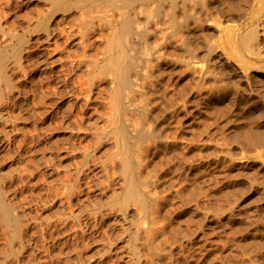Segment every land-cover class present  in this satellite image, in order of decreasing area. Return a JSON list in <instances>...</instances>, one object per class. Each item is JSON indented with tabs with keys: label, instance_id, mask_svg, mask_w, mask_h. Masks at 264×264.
Here are the masks:
<instances>
[{
	"label": "rangeland",
	"instance_id": "374dc122",
	"mask_svg": "<svg viewBox=\"0 0 264 264\" xmlns=\"http://www.w3.org/2000/svg\"><path fill=\"white\" fill-rule=\"evenodd\" d=\"M51 5L0 0L3 51L24 38L21 55L8 59L17 67L0 72V97L8 100L0 99V188L18 215L13 232L0 213V264H166L161 247L170 264H264V0L149 4L142 26L152 32L147 44L157 45L151 50L159 49L147 58L154 64L148 79L156 77L151 91L159 88L149 125L160 138L148 139L145 161L154 225L139 199L129 198L130 165L117 129L119 72L107 62L121 25L95 7L47 12ZM158 5L176 19L178 39L171 25L157 23ZM147 228L162 231L155 250Z\"/></svg>",
	"mask_w": 264,
	"mask_h": 264
},
{
	"label": "bare ground",
	"instance_id": "6f19581e",
	"mask_svg": "<svg viewBox=\"0 0 264 264\" xmlns=\"http://www.w3.org/2000/svg\"><path fill=\"white\" fill-rule=\"evenodd\" d=\"M52 1V5H51V9H50V11H47V12H51L52 10H54V9H56V8H59L61 5H67V4H69V5H72V3L74 4V5H79V6H82V8H85V7H87L88 8V10L87 11H91V9H93V7H95V8H97L98 9V11L105 17V18H108L109 20H110V22L112 23V24H120L121 25V27H120V31H119V37H120V43L118 44V37L116 38L117 40V44H116V47L114 46V48H112V45H107V47H111L112 49H111V54L109 55V62L111 63H108L107 62V64H109L110 66L113 64L114 65V68L119 72V76H118V86H117V88L115 89V91H114V106H115V108H117L122 114H123V117H121V119H120V122H119V124H118V126H117V129H118V131L120 132V135H121V139H120V142H121V150H122V152L124 153V155H125V157H124V159L127 161V164L128 165H130V167L128 168V174H129V180H130V182L131 183H129L130 184V193H129V190H128V194H129V198H135L136 199V197H137V199H139V200H137L138 202H141L140 204H142V206L141 207H143V209H141V207H139L140 208V211L141 210H143V212H141L142 214L144 213V212H146V214L148 215V216H150L151 214L152 215H154L155 213L154 212H156V210L154 211V208H153V206H154V204H153V196L152 195H154V192L152 193V187L150 186V184H149V186L151 187L150 189L152 190H150V189H148L147 187H148V185L146 186V188H145V184H146V182H147V168H146V165H145V161L147 160V154H148V151H149V149H150V147H151V143H153L152 141L149 143V141H148V139H151L152 140V138H153V140H154V143L155 142H158L159 141V134H160V132H159V134L156 132V130H158V129H154L152 126H150L149 125V122L150 121H152L153 119V117H154V114H153V111L150 109V108H152V106L151 107H149L150 106V104L151 103H153L152 101H154V102H156V100H152L151 101V94L154 96V94H155V92H154V94H153V91L156 89H159L158 87L156 88L155 87V89L153 90V91H151V89H152V87H154L153 86V84H152V82L154 81V79H156V77L153 79V81H151V79H148L149 78V76L150 77H152L151 75H150V73H149V71L150 70H152V66H154V64L151 66V67H149L150 66V64H149V62L150 61H152V60H150L149 62H148V57H150L151 58V56H149V54H150V51H152L151 49H153V48H156L157 47V45H153V43H151V42H149V44L151 43V47H150V45H148L147 44V37H146V34L148 33H150V34H152V32H147V29H148V31H149V27L148 28H146V26H142V23H144V24H146L145 22H147L146 20H149L150 18H151V16H150V14H148L147 12H149V9H150V6H149V4L150 3H152L153 1H155V0H72L71 2L68 0L67 2H64L63 0H51ZM170 2H171V0H169ZM163 2V1H162ZM172 2H174V1H172ZM46 4H47V2H46ZM50 3H48V5H49ZM169 4V3H168ZM171 4H173V3H170L169 5L171 6ZM166 5V3L164 4V6ZM46 6V5H45ZM50 6V5H49ZM161 6H163L162 4H161ZM161 6H159L158 5V7L156 6H154L156 9H154L155 10V12H154V14L156 15V16H160V18H157L156 20H157V23L159 22H165V23H167V24H169V25H171V27H173L174 28V30H173V28L171 29L172 30V32H171V30H170V35H171V37L172 36H174V39H178V37H176L175 38V36H177V31L179 30V24H177V26H179L178 27V30H176V19L174 18V17H171V14H170V11H166L167 9H169V7H167L166 8V10H164V11H166L165 13H167V12H169V13H167L166 15H162L161 13H162V11H161V9L163 8L164 9V7H162L161 8ZM173 6V5H172ZM171 6V7H172ZM174 6H176L175 4H174ZM173 6V7H174ZM172 7V8H173ZM50 8V7H49ZM48 8V9H49ZM63 8H64V6H63ZM69 7L67 6L65 9H63V10H67ZM86 8V9H87ZM94 8V9H95ZM93 9V10H94ZM175 9V8H174ZM47 10V9H46ZM171 10V9H170ZM176 10V9H175ZM174 10V11H175ZM97 11V12H98ZM87 12H85V14H86ZM147 13V14H146ZM151 13H152V11H151ZM164 13V14H165ZM38 14V13H37ZM83 14V13H82ZM161 14V15H160ZM170 14V15H169ZM143 15H145V16H143ZM154 15V16H155ZM170 17V19L171 20H169V21H165V19L166 18H168V16ZM27 16H29V15H27ZM41 16H43V15H41ZM84 16V15H83ZM82 16V17H83ZM88 16H92V14L91 15H88ZM163 16H164V18H165V16H167L165 19L163 18ZM81 17V18H82ZM142 17H144L143 18V20L141 19ZM89 18V17H88ZM41 19V18H40ZM82 19H84V17L82 18ZM85 19H87V16H85ZM84 19V20H85ZM100 19H102L101 17L98 19L99 20V22H100ZM107 19V20H108ZM145 19V20H144ZM159 19V20H158ZM39 20V19H38ZM83 20V21H84ZM108 20V21H109ZM167 20V19H166ZM47 21H49V19L47 20ZM86 21V20H85ZM102 21V20H101ZM105 21V20H104ZM142 21H145V22H142ZM153 21V20H152ZM17 22H19V21H17ZM22 22V21H21ZM82 22V21H81ZM89 22V21H88ZM97 22V21H96ZM99 22H97V24L99 23ZM154 22V21H153ZM169 22V23H168ZM49 23V22H48ZM148 23H149V21H148ZM152 23V22H151ZM157 23H154V25L155 24H157ZM160 23V24H161ZM164 23V24H165ZM46 24H47V22H46ZM45 24V25H46ZM101 24V23H100ZM106 23L104 22V24L103 25H105ZM163 24V25H164ZM24 25V24H23ZM22 25V26H23ZM37 26V25H36ZM97 26H100V25H97ZM102 26V25H101ZM106 27H109V26H107V24L105 25ZM105 26H103V27H105ZM147 26H150V24L149 25H147ZM157 26V25H156ZM154 27L153 25H152V28L154 27V28H157V27ZM105 27V29H107ZM160 27V26H159ZM162 27V26H161ZM170 26H168V28H169ZM4 28V27H3ZM27 28V27H26ZM34 28V27H33ZM36 28V27H35ZM100 28V27H99ZM115 28V27H114ZM167 28V29H168ZM9 29V28H8ZM25 29V28H24ZM101 29V28H100ZM104 29V30H105ZM159 29V28H158ZM157 29V30H158ZM163 29V28H162ZM162 29L160 28L159 29V32L161 31V32H163V31H165L166 32V28L164 27V29H163V31H162ZM3 30H5V29H3ZM7 30V29H6ZM43 30H48V27L46 26V29L44 28ZM62 30V29H61ZM96 30V29H95ZM108 30H110V28L108 29ZM115 30V29H114ZM154 30H156V29H154ZM156 30V31H157ZM31 31V30H30ZM29 30H28V32L27 33H29L30 32ZM102 31V30H101ZM153 31V30H152ZM15 32V31H14ZM21 32H23V31H21ZM106 32H108V31H106ZM154 32V31H153ZM158 32V33H159ZM165 32H163V33H165ZM180 32V31H179ZM178 32V33H179ZM4 33H5V31H4ZM25 33V32H24ZM31 33V32H30ZM63 33H64V31H63ZM62 33V34H63ZM71 33V32H70ZM101 33V32H100ZM15 34H18V33H16L15 32ZM49 34V33H48ZM65 34V33H64ZM67 34L68 33H66L65 34V36H67ZM102 34L104 35V34H106V33H104L103 31H102ZM112 34H113V31H112ZM148 34H147V36H148ZM150 34H149V36H150ZM162 34V33H161ZM175 34V35H174ZM191 34V33H190ZM1 35H2V32H1ZM6 35H7V33H6ZM11 35H12V33H11ZM72 35V34H71ZM102 35V36H103ZM168 35V34H167ZM169 35V36H170ZM68 36H70L69 34H68ZM68 36L66 37V39L68 38ZM112 36V35H111ZM149 36H148V38H149ZM191 36H193V35H191ZM248 36V35H247ZM2 37H6L5 36V34H4V36H2ZM10 37V36H9ZM106 37H107V34H106ZM16 38H17V36H16ZM18 38H22V37H18ZM167 38H168V41H170L169 40V38L170 37H168L167 36ZM7 40V42L10 40V39H12V38H4V40ZM69 39V38H68ZM67 39V40H68ZM108 39H110V37L108 38ZM1 40V39H0ZM111 40V39H110ZM149 40V39H148ZM172 40V39H171ZM196 40V39H195ZM23 41H24V38H22V40L20 41V42H18V44L17 45H15L14 44V46L12 47L11 45V47L13 48L12 49V51L7 55V52H4L3 51V48L4 47H1L0 46V72L2 73V71H5V70H7L8 69V67H9V65L11 64V63H13L12 61H11V63L9 62L8 63V59H10L9 58V55H16V54H18L17 55V57L16 58H18V56L19 55H21V51H22V43H23ZM116 41H115V43H116ZM175 42H179V43H176V44H179V46H182V48L185 50V52H186V50H190V46H189V44H188V42H187V40H182L181 39V42H180V39H179V41H176V40H174ZM3 42V41H2ZM171 43H172V41H171ZM199 43V42H198ZM96 44V43H95ZM200 44V43H199ZM66 46V45H65ZM65 46H64V48H65ZM154 46H156V47H154ZM173 46L175 47V45L173 44ZM179 46H177V47H179ZM106 47V48H107ZM60 50H62V49H60ZM159 49H157V50H155L154 49V51L156 52V51H158ZM63 51V50H62ZM109 51H110V49H109ZM154 51H152V52H154ZM154 52V53H155ZM159 52V51H158ZM156 54H157V52H156ZM12 57H15V56H12ZM152 59V58H151ZM15 61L16 60H14V63H15ZM81 62V61H80ZM79 62V63H80ZM13 63V66L16 64H14ZM102 63V62H101ZM107 64H105L106 66H107ZM93 65H94V63H93ZM104 65V66H105ZM108 65V66H109ZM112 65V66H113ZM11 66V68H9V69H14L15 67H17V65L14 67V68H12L13 66H12V64L10 65ZM149 68H150V70H149ZM18 69V68H17ZM16 69V70H17ZM100 69H102V68H100ZM8 71V70H7ZM15 71V70H14ZM10 72V71H9ZM13 72V71H12ZM11 72V73H12ZM110 72L112 73V71L110 70ZM151 72V71H150ZM5 74H6V72H4ZM17 74V73H16ZM15 74V75H16ZM152 74H153V71H152ZM15 75H12V76H15ZM2 76V75H1ZM10 76L11 75H9V78H10ZM114 76V75H113ZM154 76V75H153ZM5 78V77H4ZM3 78V79H4ZM12 80V79H11ZM13 80H15V79H13ZM16 81H17V79H16ZM81 81V80H80ZM158 81V80H157ZM2 82V81H1ZM4 82V81H3ZM156 82V81H155ZM16 83V82H15ZM4 84H6L5 82H4ZM3 84V85H4ZM12 84L14 85V82L12 81ZM157 84H158V82H157ZM7 86H8V84H6ZM18 85V84H17ZM46 85H48V84H46ZM81 85H83V82L81 83ZM154 85H155V83H154ZM1 86H2V84H1ZM7 86H5L4 85V87L6 88ZM15 87H17L16 85H14ZM157 86V85H156ZM3 87V86H2ZM1 87V90L3 91V89L4 88H2ZM46 87V86H45ZM9 88H11V87H9ZM20 89H21V86L19 87ZM78 88H79V86H78ZM6 89H8V87L6 88ZM6 89H4V90H6ZM11 89H13V88H11ZM10 89V90H11ZM15 89V88H14ZM46 89H49V88H46ZM85 89V88H84ZM83 89V90H84ZM21 90H23V89H21ZM82 89H80L79 88V91H81ZM86 90V89H85ZM1 91V92H2ZM7 91V90H6ZM7 92H9V91H7ZM6 92V93H7ZM12 92H13V90H12ZM43 92H45V91H42V94H43ZM47 92V91H46ZM11 93V92H10ZM17 93V95H15V97H17V96H19L20 94V90L18 89L16 92H15V94ZM22 93H23V91H22ZM157 93V92H156ZM2 94H5V92L4 93H2ZM12 94V93H11ZM14 94V93H13ZM49 94V92L47 93V95ZM7 95V94H6ZM22 95V94H21ZM45 95V94H44ZM47 95H45V96H47ZM157 95V94H156ZM8 96H9V94H8ZM8 96L6 97V98H8ZM11 96H13V95H11ZM23 97V96H22ZM24 98V97H23ZM43 98H44V96H43ZM46 98H48V97H46ZM0 99H1V97H0ZM9 99V98H8ZM10 99H12V98H10ZM15 99V98H14ZM14 99H12V100H14ZM154 99V98H153ZM5 100H7V99H4V102L6 103V101ZM16 100V99H15ZM25 100V99H24ZM35 100V99H34ZM157 100H158V97H157ZM1 103H4L3 102V100L1 99ZM7 102H8V100H7ZM13 103H16V101L14 102V101H12ZM29 102V101H28ZM33 102V101H32ZM159 102V101H158ZM0 103V104H1ZM18 103V102H17ZM30 104H31V102H29ZM36 103V102H35ZM32 104H34V102L32 103ZM36 104H38V103H36ZM157 104V103H156ZM13 105V104H12ZM21 105V104H20ZM23 105V104H22ZM35 105V104H34ZM153 105V104H152ZM154 105H155V103H154ZM153 105V106H154ZM158 105V104H157ZM19 106V105H18ZM37 106V105H36ZM13 107H14V105H13ZM17 107V106H16ZM32 107H34V106H32ZM40 107V106H39ZM156 107V106H155ZM23 109V108H22ZM42 109V108H41ZM20 110H21V108H20ZM18 111V110H17ZM16 111V112H17ZM22 111V110H21ZM21 111H19V112H21ZM40 111V110H39ZM38 111V112H39ZM44 111H46V109L44 110ZM151 111H152V115H151ZM35 112V111H34ZM37 112V111H36ZM41 112H42V110H41ZM155 112V114H156V111H154ZM43 113V112H42ZM136 113L138 114V118L139 119H137L136 120V118H135V116H136ZM36 114V113H35ZM39 115H40V113H38ZM44 114V113H43ZM134 114H135V116H134ZM21 115V114H20ZM17 116H18V114H17ZM41 116V115H40ZM133 116H134V119H132L133 118ZM156 116V115H155ZM152 117V118H151ZM156 118V117H155ZM135 120V121H134ZM136 121H138V122H136ZM116 124H117V122H116ZM154 126V125H153ZM116 130V129H115ZM25 133V132H24ZM24 133H22V134H24ZM25 136V135H24ZM27 136V135H26ZM26 136H25V138H26ZM24 138V140H26ZM162 139V138H161ZM161 142H162V140H160ZM23 143H24V141H23ZM26 143V142H25ZM151 144V145H150ZM25 145V144H24ZM27 145H28V143H27ZM155 145V144H154ZM153 145V146H154ZM158 145V144H157ZM156 145V146H157ZM23 146V145H22ZM156 146L154 147V148H156ZM24 148H25V146H24ZM153 148V149H154ZM120 149V148H119ZM24 150V149H23ZM26 150H27V147H26ZM121 150H120V152H121ZM25 151V150H24ZM23 153V152H22ZM122 153V154H123ZM152 153H154V150L152 151ZM123 156V155H122ZM149 156V155H148ZM153 156V155H152ZM151 157V156H150ZM149 157V158H150ZM26 158V157H25ZM24 158V159H25ZM28 160V159H27ZM149 160V159H148ZM147 160V161H148ZM28 161H30V160H28ZM28 161H26L25 160V164H27V162ZM150 161V160H149ZM149 161H148V163H149ZM29 163V162H28ZM125 163V162H124ZM127 164L125 165V166H127ZM30 166V165H29ZM31 166H32V164H31ZM151 167V166H150ZM148 172H151V171H149L148 170ZM2 173V172H1ZM126 173V172H125ZM125 178V177H124ZM1 179H2V177H1V175H0V181H1ZM125 180H126V178H125ZM129 182V181H128ZM149 182V181H148ZM1 184V183H0ZM1 186V185H0ZM2 188V187H1ZM0 188V213L1 214H3V220H5L4 222L5 223H7V224H5V225H7L6 227H9V228H12L11 230L13 231V232H16V231H18V229H17V226H15V225H17V221H18V215L17 216H15L14 215V210L12 211V208L8 205V203H6V201L4 200V193H2V191H3V189H1ZM145 188V189H144ZM2 190V191H1ZM151 191V192H150ZM135 196V197H132V196ZM156 199V198H155ZM139 204V205H140ZM155 209H158V208H156V204H155ZM159 211V210H158ZM157 214H158V212H156ZM15 214H18V213H15ZM152 215L150 216L151 217V222H152ZM143 216V215H142ZM159 216V215H158ZM20 217V216H19ZM144 217H145V215H144ZM154 218H157V215H156V217H154ZM153 218V219H154ZM21 219V218H20ZM3 220H1V222H3ZM155 220V219H154ZM153 220V221H154ZM0 222V223H1ZM20 222H21V220H20ZM19 222V223H20ZM1 224H3V223H1ZM21 224V223H20ZM151 224H153V222L151 223ZM151 224H149V225H151ZM5 225H2V226H5ZM154 225V224H153ZM153 225L152 226H149V227H153ZM19 226H21V225H19ZM16 227V228H15ZM148 227V226H147ZM2 228V227H1ZM4 229H5V227H3ZM13 228L15 229V230H13ZM156 228V227H155ZM160 228V227H159ZM158 228V229H159ZM8 229V228H7ZM20 229V228H19ZM54 229V228H53ZM148 229V228H147ZM147 229H146V231H147ZM151 229H152V231H151ZM154 228H150V229H148L150 232L148 233V236H147V239L149 238V240H151V243H153V250H155L156 249V244H155V241H156V239H157V237H158V235H160L159 233H161V232H159L158 231V229H157V231H156V229H154ZM3 230V229H2ZM10 230V229H9ZM9 231V232H11V234L13 233L12 231ZM5 231H6V229H5ZM20 231H21V229H20ZM8 232V231H7ZM16 234V233H15ZM14 234V235H15ZM18 234V233H17ZM16 234V235H17ZM13 235V236H14ZM10 236H12V235H10ZM9 236V237H10ZM19 237V236H18ZM11 238V237H10ZM13 238V237H12ZM15 238H17V237H15ZM9 239V238H8ZM15 240V239H14ZM11 241V240H10ZM9 241V242H10ZM7 243H8V241H7ZM10 243H13V240H12V242H10ZM14 246V245H13ZM9 247H11V246H9ZM12 249V248H11ZM160 254L163 256V257H159V259L161 260V261H164L166 264H170L171 262L170 261H167V259H168V256H170V252L168 251V250H166L164 247H161V250H160ZM160 255V256H161ZM156 261H155V263H157L158 261H157V259H155Z\"/></svg>",
	"mask_w": 264,
	"mask_h": 264
}]
</instances>
